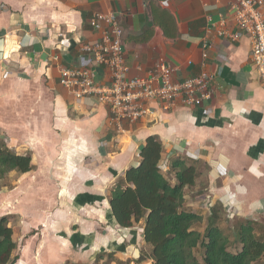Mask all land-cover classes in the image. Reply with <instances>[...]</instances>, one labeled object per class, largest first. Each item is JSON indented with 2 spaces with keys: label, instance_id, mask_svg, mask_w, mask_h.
<instances>
[{
  "label": "crops",
  "instance_id": "1",
  "mask_svg": "<svg viewBox=\"0 0 264 264\" xmlns=\"http://www.w3.org/2000/svg\"><path fill=\"white\" fill-rule=\"evenodd\" d=\"M96 11L115 13L123 28L128 76L163 59L177 81L212 75L211 97L200 106L177 98L169 109L152 100L134 121L75 99L60 69L87 65L80 47L99 38L88 24ZM231 15L229 0H0V139L33 165L0 185L14 264H135L144 222L120 227L108 198L150 135L162 144L163 171L174 158L205 169L191 187L202 192L185 195L186 206L204 214L220 201L228 219L264 225V89L249 36L222 34L238 31ZM95 73L110 82L105 66Z\"/></svg>",
  "mask_w": 264,
  "mask_h": 264
},
{
  "label": "trees",
  "instance_id": "2",
  "mask_svg": "<svg viewBox=\"0 0 264 264\" xmlns=\"http://www.w3.org/2000/svg\"><path fill=\"white\" fill-rule=\"evenodd\" d=\"M163 16L174 23L166 10ZM139 156L138 165L126 169L108 198L120 227L144 222L142 235L149 252L141 251L137 264L146 260L152 264H264V225L250 219L233 220L232 230L226 232L223 223L230 219L220 201L209 206L206 215L185 205L184 191L198 179L195 162L174 158L169 171H163L162 144L156 135L145 139ZM32 169L29 154L15 152L0 139V185L9 172L24 174ZM12 217H0V264L17 260V242L9 225ZM202 222L200 231L196 225Z\"/></svg>",
  "mask_w": 264,
  "mask_h": 264
},
{
  "label": "built area",
  "instance_id": "3",
  "mask_svg": "<svg viewBox=\"0 0 264 264\" xmlns=\"http://www.w3.org/2000/svg\"><path fill=\"white\" fill-rule=\"evenodd\" d=\"M232 19L237 26L227 35L235 40L246 34L251 40L250 60L264 89V0H229ZM90 28L100 33L99 38L84 42L80 51L87 58L85 67L61 68L60 83L77 100L93 98L106 105L117 119L134 121L148 112L152 100L161 102L164 109L171 108L177 98L187 106H200L211 97L213 76L205 71L177 81L174 68L163 59L144 76H128L124 62L123 28L113 12H93L88 20ZM3 51L0 50V59ZM105 66L110 82L96 81L95 68ZM209 206H207L208 208Z\"/></svg>",
  "mask_w": 264,
  "mask_h": 264
},
{
  "label": "rangeland",
  "instance_id": "4",
  "mask_svg": "<svg viewBox=\"0 0 264 264\" xmlns=\"http://www.w3.org/2000/svg\"><path fill=\"white\" fill-rule=\"evenodd\" d=\"M161 168H162V170H165V168H164V166L163 165H161ZM199 170H200V173H205V169L203 168V166L202 165H199V168H198ZM168 178H171V176H170V174L168 173ZM2 183H4V181H2ZM185 195H187L188 197H187V199H189V198H191V199H194L195 197H196V195L198 194V192H202V190L201 189H198V191L196 192L194 189H192L191 187H189V188H187V189H185ZM190 207V206H189ZM192 208V207H191ZM207 209L208 208H205L204 210H205V212L207 211ZM195 210H197V209H195ZM199 210V209H198ZM204 215H206V213H204ZM230 221V222H229ZM227 223H223V225H224V229H225V231L226 232H229V231H231L232 229H231V225H234V223L233 222H231V221H233V220H229ZM196 228L198 229V230H200V231H202L203 230V228H204V222H202V223H200V224H197L196 225ZM144 252L145 254H147L149 251L147 250V248H146V246H141L140 248H138V256L140 255V252ZM138 258V257H137ZM136 258V259H137ZM136 259L134 260L135 262H136ZM134 262V263H135ZM152 261L151 260H146V261H144V262H142L141 264H146V263H151ZM117 264H125V263H117ZM127 264V263H126ZM135 264H137V263H135Z\"/></svg>",
  "mask_w": 264,
  "mask_h": 264
},
{
  "label": "water",
  "instance_id": "5",
  "mask_svg": "<svg viewBox=\"0 0 264 264\" xmlns=\"http://www.w3.org/2000/svg\"><path fill=\"white\" fill-rule=\"evenodd\" d=\"M148 264H152V262L151 263H148Z\"/></svg>",
  "mask_w": 264,
  "mask_h": 264
},
{
  "label": "bare ground",
  "instance_id": "6",
  "mask_svg": "<svg viewBox=\"0 0 264 264\" xmlns=\"http://www.w3.org/2000/svg\"><path fill=\"white\" fill-rule=\"evenodd\" d=\"M146 264H148V263H146Z\"/></svg>",
  "mask_w": 264,
  "mask_h": 264
}]
</instances>
